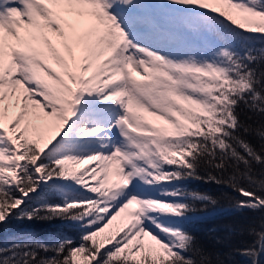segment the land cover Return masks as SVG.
Listing matches in <instances>:
<instances>
[{
    "label": "snow or ice",
    "instance_id": "1",
    "mask_svg": "<svg viewBox=\"0 0 264 264\" xmlns=\"http://www.w3.org/2000/svg\"><path fill=\"white\" fill-rule=\"evenodd\" d=\"M221 198L264 264V0H0V225L78 232L0 264H226L190 230Z\"/></svg>",
    "mask_w": 264,
    "mask_h": 264
},
{
    "label": "trees",
    "instance_id": "2",
    "mask_svg": "<svg viewBox=\"0 0 264 264\" xmlns=\"http://www.w3.org/2000/svg\"><path fill=\"white\" fill-rule=\"evenodd\" d=\"M243 108V105L241 106ZM247 112V110H244ZM251 114V113H249ZM253 115V119L258 120L259 117ZM255 143V141H253ZM188 187L191 189H198L200 191L208 192L214 196L219 197L222 191L214 184H205L199 181H190ZM198 207H202L198 205ZM208 215L198 213L202 219L194 221L190 225V230L197 237L198 241L210 250L219 251L226 261V264H233V260L237 264H248V258L244 256L235 255L233 253L232 260L228 259L227 254L232 251L234 245H238L242 239H251L250 237H241L233 233L231 240H228L227 232L224 225L232 224L237 229L240 225L246 224L252 217H259L260 213H253L248 210L243 212H236L232 210L228 202L221 198L217 206H209ZM215 229V231H213ZM22 231H32L38 235L39 238L44 240H51L57 236H72L76 238L78 235L77 230L70 224L60 220H53L48 222L42 221H21L12 219L7 224L0 225V242L6 240L10 235ZM261 261L264 262V256Z\"/></svg>",
    "mask_w": 264,
    "mask_h": 264
}]
</instances>
